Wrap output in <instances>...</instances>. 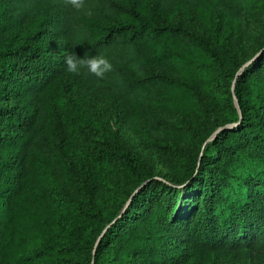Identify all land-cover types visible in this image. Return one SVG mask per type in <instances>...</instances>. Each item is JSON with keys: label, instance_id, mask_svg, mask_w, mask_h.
<instances>
[{"label": "trees", "instance_id": "1", "mask_svg": "<svg viewBox=\"0 0 264 264\" xmlns=\"http://www.w3.org/2000/svg\"><path fill=\"white\" fill-rule=\"evenodd\" d=\"M87 5L90 11L77 12L64 0H0V264H37L43 256L44 264H102L106 257L181 264L192 248L246 250L254 264H264V47L240 72L243 63L231 48L252 14L264 18V0ZM53 10L67 51L110 57L114 71L105 80L67 72L65 53L54 57L44 31L28 29ZM185 20L201 24L203 32ZM155 62L171 75L154 70ZM65 75L108 100L175 165L173 175L157 177L149 163L116 147L141 182L104 233L101 202L79 178L58 131L59 95L71 86L54 80ZM227 76L235 79L234 89L226 82L223 94L213 91L214 79L223 84ZM199 88L229 108L223 121L229 125L207 144L192 118L204 115ZM31 161L59 177L70 202L66 222L79 227L60 234L59 245L47 241L56 233L51 196L24 189L31 180L46 182L43 172L28 171Z\"/></svg>", "mask_w": 264, "mask_h": 264}, {"label": "rangeland", "instance_id": "2", "mask_svg": "<svg viewBox=\"0 0 264 264\" xmlns=\"http://www.w3.org/2000/svg\"><path fill=\"white\" fill-rule=\"evenodd\" d=\"M50 15L47 21L42 18L35 19L29 24L28 29L34 31L41 28L44 31V41L53 49L54 57H60L67 51L64 47L66 38L59 30V11L53 10ZM177 17L179 16L176 15L175 19ZM185 21L186 26L197 32H203L201 24L190 20ZM263 47L264 18L252 14L247 31L235 36L231 43L233 53L243 63L237 72L246 67ZM152 67L158 72L171 75L168 69L156 62ZM67 81L71 80L65 75L62 79L56 78L54 83L61 85ZM226 82L232 83V89H234L235 79L232 81V77L227 76L223 84L214 79L212 90L223 94L222 90ZM69 85L71 87L59 95L58 131L62 138V147L68 159L75 164L79 178L91 184L93 198L101 202L104 218L102 233H104L112 223L108 219L114 217V220L122 212L129 204V193L133 192L141 182L138 175L130 171L124 165V161L118 157L116 147L130 150L139 161L149 163L157 177H170L174 173L175 165L173 160L160 154L156 148L148 146L141 134L117 114L108 100L77 82L71 84L69 82ZM199 98L204 106V115L192 114V118L198 125L201 135L206 138L205 144H207L214 140L221 130L224 119L229 116V108L221 109L206 89L199 88ZM233 101L238 108L237 98L234 97ZM27 168L35 176L39 172L46 175L45 184L40 180H31L26 183L24 189L27 192L43 191L51 196L55 204V216L52 223L56 233L51 241H47L50 245H59L60 234H69L72 230L79 231L77 224L66 222L70 202L61 188L59 177L52 169L36 161L28 162ZM37 241L40 242L41 238ZM186 251L189 254L185 256L186 260L181 264H254L246 250L236 252L228 248H220L206 251L192 248ZM44 262L43 256L37 264H44ZM128 263L129 261L120 262L106 257L102 264ZM142 264L148 263L142 262Z\"/></svg>", "mask_w": 264, "mask_h": 264}, {"label": "clouds", "instance_id": "3", "mask_svg": "<svg viewBox=\"0 0 264 264\" xmlns=\"http://www.w3.org/2000/svg\"><path fill=\"white\" fill-rule=\"evenodd\" d=\"M64 3L77 12L90 11L87 0H64ZM78 44L80 43L76 45ZM64 63L67 72L85 78L93 77L97 81L105 80L114 71V64L104 51H97L95 55L86 52L84 56H79L75 51H67L64 54ZM131 67L138 70L137 64H132Z\"/></svg>", "mask_w": 264, "mask_h": 264}, {"label": "water", "instance_id": "4", "mask_svg": "<svg viewBox=\"0 0 264 264\" xmlns=\"http://www.w3.org/2000/svg\"><path fill=\"white\" fill-rule=\"evenodd\" d=\"M236 103L238 104V100L236 101Z\"/></svg>", "mask_w": 264, "mask_h": 264}]
</instances>
